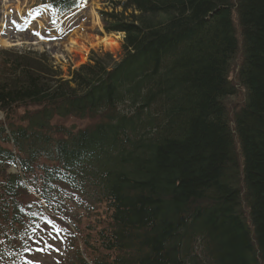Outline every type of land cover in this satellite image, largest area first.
<instances>
[{
    "label": "trees",
    "instance_id": "trees-1",
    "mask_svg": "<svg viewBox=\"0 0 264 264\" xmlns=\"http://www.w3.org/2000/svg\"><path fill=\"white\" fill-rule=\"evenodd\" d=\"M47 1L61 12L79 0ZM110 3L118 62L63 79L3 57L0 263L35 244L42 203L81 222L66 210L78 194L88 223L60 264H264V0ZM237 52L243 100L229 113Z\"/></svg>",
    "mask_w": 264,
    "mask_h": 264
},
{
    "label": "rangeland",
    "instance_id": "rangeland-1",
    "mask_svg": "<svg viewBox=\"0 0 264 264\" xmlns=\"http://www.w3.org/2000/svg\"><path fill=\"white\" fill-rule=\"evenodd\" d=\"M44 0H0V36L7 44L0 43V76L2 80L8 75L2 68L3 57L8 60L20 61L33 70L49 71L55 76L66 79L68 74L81 65L91 63L93 59L118 61L123 56L122 33H107L104 30V20L100 12H111L110 0L81 1L75 8L64 14L53 13L47 8ZM94 11L99 19L96 25L91 19ZM116 13L121 8H116ZM131 11H126L124 16ZM105 35H116L117 46L114 50H106L100 45H90L93 38ZM72 40V41H71ZM96 42V41H95ZM240 55L237 52L231 65L230 82L235 85L234 95L226 97L224 104L229 113L240 105L243 100V90L238 85L235 71ZM31 69V70H32ZM23 108L12 109L10 114L21 115ZM58 122L81 128L89 121H79L68 118ZM81 222H75L74 227L82 231L88 223L83 216V210L77 208ZM75 219V218H74ZM69 227V226H68ZM67 227V228H68ZM71 228V227H70ZM61 227L53 229L43 224V229L35 244L27 247L24 264H60L67 254V236L60 239ZM78 237L76 231L72 232ZM81 235V234H79ZM51 245V247H48Z\"/></svg>",
    "mask_w": 264,
    "mask_h": 264
},
{
    "label": "bare ground",
    "instance_id": "bare-ground-1",
    "mask_svg": "<svg viewBox=\"0 0 264 264\" xmlns=\"http://www.w3.org/2000/svg\"><path fill=\"white\" fill-rule=\"evenodd\" d=\"M91 19L93 21L94 24H98L99 23V19L98 17L95 15L94 11L91 12ZM72 41V40H71ZM91 41H93V43H91L90 45L92 44H96V45H100L102 46L104 49L106 50H114L115 47L117 46V42H116V35L115 36H112V35H105L103 36L102 38H98V39H92ZM96 41V42H95ZM0 43L1 44H7V42L5 41L4 38H1L0 36Z\"/></svg>",
    "mask_w": 264,
    "mask_h": 264
},
{
    "label": "snow or ice",
    "instance_id": "snow-or-ice-1",
    "mask_svg": "<svg viewBox=\"0 0 264 264\" xmlns=\"http://www.w3.org/2000/svg\"><path fill=\"white\" fill-rule=\"evenodd\" d=\"M45 223H46L47 226H50V227H52L53 229H56V228H57V226H56V224H55L54 221L46 220ZM48 247H51V245H48Z\"/></svg>",
    "mask_w": 264,
    "mask_h": 264
}]
</instances>
